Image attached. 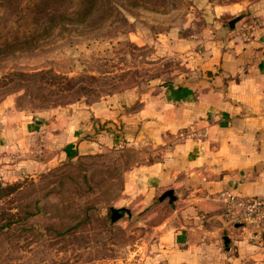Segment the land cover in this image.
Wrapping results in <instances>:
<instances>
[{
  "label": "rangeland",
  "instance_id": "1",
  "mask_svg": "<svg viewBox=\"0 0 264 264\" xmlns=\"http://www.w3.org/2000/svg\"><path fill=\"white\" fill-rule=\"evenodd\" d=\"M261 10L264 0H0V117L82 110L88 135L112 139L0 178V264H226L222 237L198 246L192 228H208V217L174 213L144 189L162 145L129 114L186 65H206L230 19L251 29ZM106 100L118 115H89ZM37 140L43 149L44 132ZM111 209L123 212L111 220Z\"/></svg>",
  "mask_w": 264,
  "mask_h": 264
},
{
  "label": "crops",
  "instance_id": "2",
  "mask_svg": "<svg viewBox=\"0 0 264 264\" xmlns=\"http://www.w3.org/2000/svg\"><path fill=\"white\" fill-rule=\"evenodd\" d=\"M251 16L256 22L251 29H242L240 19L225 47L214 48L206 65H186L184 75L148 90L129 114L145 141L162 145L160 159L147 168L144 189L155 191L157 198L169 191L171 199L164 198L176 205L174 213L208 217V228H192L199 234L198 246L222 237L226 264H264V221H229L213 198L220 191L264 195V10ZM110 102L94 104L89 115L96 120L118 115L115 105H106ZM83 115L82 110L69 115L64 110L47 120L19 112L8 121L0 117V178H16L37 167L36 161L46 165L70 156L83 142H111L106 134L88 135L94 123ZM40 132L43 149L37 148ZM35 148L47 157L34 158ZM7 149L22 151L20 161L8 163Z\"/></svg>",
  "mask_w": 264,
  "mask_h": 264
},
{
  "label": "built area",
  "instance_id": "3",
  "mask_svg": "<svg viewBox=\"0 0 264 264\" xmlns=\"http://www.w3.org/2000/svg\"><path fill=\"white\" fill-rule=\"evenodd\" d=\"M213 198L221 203L222 215L229 221L253 225L264 221V195L240 197L220 191Z\"/></svg>",
  "mask_w": 264,
  "mask_h": 264
},
{
  "label": "water",
  "instance_id": "4",
  "mask_svg": "<svg viewBox=\"0 0 264 264\" xmlns=\"http://www.w3.org/2000/svg\"><path fill=\"white\" fill-rule=\"evenodd\" d=\"M236 21H238L237 18L230 19V20L228 21L227 25H228L231 29H233V28H234V24L236 23ZM165 196H168L169 199H171L170 192H169V191H166V192H164L163 194H161V195L158 197V200L163 199ZM110 211H111V213H112L110 219H111V220H115L118 216L113 215V212L116 211V210H112V209H111Z\"/></svg>",
  "mask_w": 264,
  "mask_h": 264
},
{
  "label": "flooded vegetation",
  "instance_id": "5",
  "mask_svg": "<svg viewBox=\"0 0 264 264\" xmlns=\"http://www.w3.org/2000/svg\"><path fill=\"white\" fill-rule=\"evenodd\" d=\"M123 211L122 210H117V211H114L113 212V215H117L119 217V215L122 213ZM112 214V213H111Z\"/></svg>",
  "mask_w": 264,
  "mask_h": 264
}]
</instances>
